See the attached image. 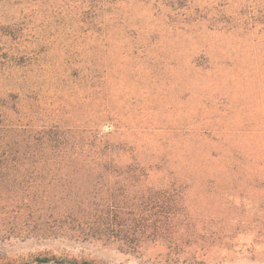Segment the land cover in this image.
I'll return each instance as SVG.
<instances>
[{
    "label": "rangeland",
    "instance_id": "1",
    "mask_svg": "<svg viewBox=\"0 0 264 264\" xmlns=\"http://www.w3.org/2000/svg\"><path fill=\"white\" fill-rule=\"evenodd\" d=\"M65 9L0 47L14 149L54 145L3 174L0 264H264V0Z\"/></svg>",
    "mask_w": 264,
    "mask_h": 264
},
{
    "label": "trees",
    "instance_id": "2",
    "mask_svg": "<svg viewBox=\"0 0 264 264\" xmlns=\"http://www.w3.org/2000/svg\"><path fill=\"white\" fill-rule=\"evenodd\" d=\"M113 1L117 0H0V47L2 46L4 49V46L10 41H25L28 39H31L33 43L43 40L55 41L61 36L58 30L52 31L55 30L52 22L57 21V17L69 14L65 8L71 6L75 10L74 15L77 17L78 22L86 23L85 19L93 15L96 9L102 10L104 6ZM3 19L5 20L3 21ZM0 58L3 62L8 61V53L6 51L0 52ZM14 129L19 131V125L4 124L0 111V181H5L6 178L3 174L12 172L14 167H24L32 164L31 162L28 163V160L30 158L36 159L35 156L38 155V152L54 148L53 142L48 136L43 141L33 137V140H30L31 146H28L31 150L23 147L14 149V140L12 139ZM40 132V130H36L34 135H38ZM102 144H98L97 154L89 163L84 161L87 158L83 156V153L78 155L84 157L82 161L80 160L81 165H87L88 167L103 166L105 168L110 166L112 161L104 152L107 150L108 145L107 143ZM56 147L64 151L65 149H72L74 145L69 141H62ZM83 148L81 147L80 150H83ZM52 157L54 156L43 155V164L49 163L48 160ZM50 163L64 164L65 157L57 154L54 161ZM8 192L0 191V203L4 199H11V194H8ZM36 195L37 193H34L32 197ZM43 195L44 192H40V197Z\"/></svg>",
    "mask_w": 264,
    "mask_h": 264
}]
</instances>
